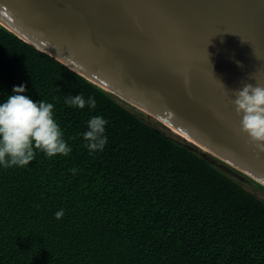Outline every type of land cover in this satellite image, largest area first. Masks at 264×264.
I'll list each match as a JSON object with an SVG mask.
<instances>
[{"label":"trees","instance_id":"trees-1","mask_svg":"<svg viewBox=\"0 0 264 264\" xmlns=\"http://www.w3.org/2000/svg\"><path fill=\"white\" fill-rule=\"evenodd\" d=\"M54 105L71 152L0 167V264H264V202L132 108L0 27V102ZM94 97L95 109L66 97ZM107 121L90 154L86 121ZM64 210L57 220L55 213Z\"/></svg>","mask_w":264,"mask_h":264},{"label":"water","instance_id":"water-1","mask_svg":"<svg viewBox=\"0 0 264 264\" xmlns=\"http://www.w3.org/2000/svg\"><path fill=\"white\" fill-rule=\"evenodd\" d=\"M0 27L264 188L234 105L244 84L264 86V0H0Z\"/></svg>","mask_w":264,"mask_h":264},{"label":"clouds","instance_id":"clouds-1","mask_svg":"<svg viewBox=\"0 0 264 264\" xmlns=\"http://www.w3.org/2000/svg\"><path fill=\"white\" fill-rule=\"evenodd\" d=\"M239 63V62H237ZM24 85L14 86L12 94L0 102V167H24L35 160L39 150L51 158L71 152L63 131L54 118V105L44 100L33 101L24 95ZM69 107L95 109L94 97L69 94L65 99ZM241 130L250 137L259 153H264V86L244 84L236 91L234 100ZM108 121L102 116H92L86 121L83 133L84 147L89 153L103 151L108 138L105 134ZM64 216L61 209L55 213L57 220Z\"/></svg>","mask_w":264,"mask_h":264},{"label":"rangeland","instance_id":"rangeland-1","mask_svg":"<svg viewBox=\"0 0 264 264\" xmlns=\"http://www.w3.org/2000/svg\"><path fill=\"white\" fill-rule=\"evenodd\" d=\"M260 199V198H259ZM260 200H262V199H260ZM263 202H264V200H262Z\"/></svg>","mask_w":264,"mask_h":264}]
</instances>
